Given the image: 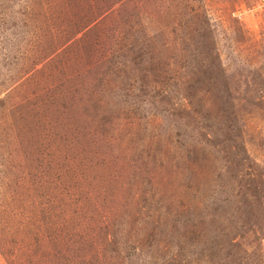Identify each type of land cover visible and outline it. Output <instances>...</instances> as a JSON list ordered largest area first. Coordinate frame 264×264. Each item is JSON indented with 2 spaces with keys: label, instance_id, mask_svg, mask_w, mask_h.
<instances>
[{
  "label": "rangeland",
  "instance_id": "obj_1",
  "mask_svg": "<svg viewBox=\"0 0 264 264\" xmlns=\"http://www.w3.org/2000/svg\"><path fill=\"white\" fill-rule=\"evenodd\" d=\"M0 264H264V0H0Z\"/></svg>",
  "mask_w": 264,
  "mask_h": 264
}]
</instances>
